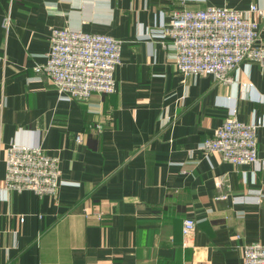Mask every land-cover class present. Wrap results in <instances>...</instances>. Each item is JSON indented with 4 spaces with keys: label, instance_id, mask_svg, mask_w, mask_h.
Returning a JSON list of instances; mask_svg holds the SVG:
<instances>
[{
    "label": "crops",
    "instance_id": "0c3cea01",
    "mask_svg": "<svg viewBox=\"0 0 264 264\" xmlns=\"http://www.w3.org/2000/svg\"><path fill=\"white\" fill-rule=\"evenodd\" d=\"M250 3L264 7V0H0V264H244L242 245L264 243V195L253 192L264 194V126L255 164L198 147L232 108L244 121L264 115V58L243 61L231 84L184 75L159 28L173 10ZM253 17L264 51V17ZM54 27L122 41L115 92L59 97L35 71ZM14 142L41 143L60 157L56 194L2 189ZM186 217L197 220L188 235Z\"/></svg>",
    "mask_w": 264,
    "mask_h": 264
},
{
    "label": "built area",
    "instance_id": "2783aa9c",
    "mask_svg": "<svg viewBox=\"0 0 264 264\" xmlns=\"http://www.w3.org/2000/svg\"><path fill=\"white\" fill-rule=\"evenodd\" d=\"M264 7L250 3L248 8L207 5L204 8L173 10L162 19L159 34L169 46L178 70L184 75H212L223 83H235L233 75L245 60L264 58L259 44L260 20ZM10 23L6 17L3 24ZM122 41L108 33L54 27L50 49L44 63L35 71L46 76L61 99L88 100L93 93L108 94L117 90L115 71L121 63ZM245 89L252 87L244 83ZM264 126V115L244 121L232 108L214 133L204 139L199 149L218 152L238 165L259 161L258 132ZM99 129L102 125L98 124ZM77 140L82 139L77 135ZM60 157L47 152L41 143L28 145L14 142L6 150V176L2 189H32L37 194H56L60 183ZM220 184L221 181H218ZM260 195L263 188L253 190ZM92 210L85 207V213ZM102 217L101 211H94ZM197 220L186 217L183 230L191 234ZM244 264H264V243L253 241L242 245Z\"/></svg>",
    "mask_w": 264,
    "mask_h": 264
}]
</instances>
